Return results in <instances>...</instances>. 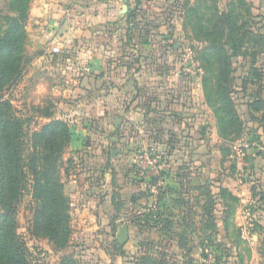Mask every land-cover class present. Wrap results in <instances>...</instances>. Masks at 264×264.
<instances>
[{
	"label": "rangeland",
	"instance_id": "1",
	"mask_svg": "<svg viewBox=\"0 0 264 264\" xmlns=\"http://www.w3.org/2000/svg\"><path fill=\"white\" fill-rule=\"evenodd\" d=\"M33 1L29 0L20 22L25 35L21 66L13 77L0 86L1 98L9 100L12 106L10 112L21 122L24 136L23 163L28 179L30 181L32 177L28 167V155L32 151L29 145L30 136L51 118L65 121L71 136L75 131H84L83 128L90 131L91 134L78 139L77 142L91 149H81L77 152L71 150L70 137L62 156L59 171L64 192L70 199V224L65 247H55L47 236L33 229L30 194L25 192L22 200L16 204V231L24 244L27 263L63 264L67 257L71 259L72 264H264V217L246 216L238 220L233 217L237 209H249L250 213L256 209L264 212V158L256 154L254 145L248 146L247 134L254 129L256 123L250 120L243 104L251 95H262V100L256 104L257 108L259 107L257 119L262 118L264 88H250L245 92L240 90L241 81L246 76L255 79L254 76L259 74L258 69L261 71L264 67V55L259 53L255 58L251 56L253 51L261 52L260 47L253 46L251 39L264 35V0H155L158 5L162 4V17L168 19V33L177 35L175 43L180 56L177 59L179 66L183 67L187 75L193 73L200 85L205 83L212 100L216 98V85H219V88L229 87L236 112L245 123L243 138L236 141H220L213 133V119L204 112L205 110L198 109V116L193 119V136L197 140L201 134L205 141L198 150L210 148V164L213 166L211 176L223 173L228 178H240L245 185V193L254 199L253 203L243 204L227 197L226 206L230 216L225 223L228 234L215 233L211 223L208 227L211 231L209 234L196 233L193 235V243L185 242L181 249L171 241V235L156 231L147 232L149 229L143 226L148 206L143 189L148 188V174V177L152 176L146 158L139 157L142 150L148 151L143 134L145 130H149L152 136L164 135L165 127L158 121L155 130H150L151 121L147 118L140 133L134 128L136 120H133V124H128L122 116L123 120L119 125L123 130V137L110 144L113 152L110 153L108 149L104 159L99 158L95 150L102 146L103 138L100 137L112 133L114 125L111 122L109 126H104L101 121L95 102L96 92L87 94L79 85L73 86L71 79H74V75L67 70L66 73L59 70L60 67L74 68L73 64L62 65L58 62L57 65L51 60V52H48L50 40L48 36H43L47 23L43 16L34 18ZM186 1L188 7L194 8L193 13L186 11ZM8 3L9 0H0L2 27L5 23L1 17L5 14L12 15L6 8ZM221 14H230L232 18L228 15L229 18L239 25L237 37L240 40L233 43L235 51L239 49L238 52L248 54L247 57L238 54L229 59L230 69L233 70L230 76L220 72L226 65L224 58L216 57L213 51L204 50L208 47L210 39H217L212 35L213 27L209 22H212L214 15L216 22L221 21ZM224 42L226 44L222 46L221 43V48L224 53L231 55L232 45L225 39ZM243 71H249L250 74H244ZM258 83L264 85L263 74ZM188 117H191L190 113ZM192 117L194 118V114ZM137 126L139 128V123ZM194 145H198L197 142ZM251 152H255V155L251 156ZM147 156L150 157L149 151ZM105 167H108L109 181L115 183L121 194L118 199L119 207L112 205L116 217L107 216V211H102V216L96 217L84 213L86 207L80 200L87 191L81 188H85L86 182L94 187L98 185L99 180H102V168ZM137 179H140L139 183ZM95 190L92 189V195L96 196ZM105 206L106 204L103 208ZM87 208L89 211L95 209L92 205ZM221 222L220 220L219 223ZM237 222L245 228L238 229ZM120 223L129 226L128 239L123 245L116 239V228ZM218 229L223 231L224 226L220 225ZM222 238H227L231 244L223 242ZM174 250L182 253V260L174 255L171 257L170 254Z\"/></svg>",
	"mask_w": 264,
	"mask_h": 264
},
{
	"label": "trees",
	"instance_id": "2",
	"mask_svg": "<svg viewBox=\"0 0 264 264\" xmlns=\"http://www.w3.org/2000/svg\"><path fill=\"white\" fill-rule=\"evenodd\" d=\"M28 2L29 0H9L6 8L12 15L5 14L1 17L5 25L2 27V22H0V86L13 77L21 66L25 35L20 22ZM186 3V11L193 13L194 8L188 7V2L186 1ZM138 14L141 15V10L135 7L129 10L127 18L129 20L135 19ZM228 15L231 17L230 14ZM228 15L221 14L219 17L222 20L217 22L215 20L216 15L212 17V22L209 24L213 27L212 35L217 39H210L208 47L204 50L213 51L212 53L216 57L224 58L226 65L220 72L230 76L233 70L230 69L229 59L238 54L244 56L248 54L243 51L238 52L237 47L238 51H235L233 43L240 40L237 37L240 28L236 21L232 20V17L229 18ZM131 28L127 30L128 33L129 30H132ZM224 39L232 45L231 55L224 53L223 48H221V43L222 46L226 44ZM251 41L253 46L261 48V52L253 51L251 56L255 58L259 53L264 55V35L254 36ZM262 70L258 69L259 74L254 76L258 82L261 81V75H264V67ZM189 78V75L185 77L186 80ZM248 79L253 78L248 77L247 80L241 81V88L244 92ZM201 85L205 101L215 119L219 137L223 141L241 139L245 133L244 122L236 112L229 87L219 88V85H216V98L212 100L211 95L207 93L205 83L202 82ZM260 87L261 85L256 87L257 90ZM262 98V95L256 93L255 96L251 95L249 97L251 101L246 103L251 111L250 120L256 122L254 129H251L247 134L250 146L254 145V142L258 144L264 142V114L261 116L262 118L257 119V115H259L257 105ZM11 110L12 106L9 100L1 98L0 95V264H28L25 247L19 239L14 219L16 204L22 200L25 192L30 194L33 229L47 236L58 248L65 247L68 240L70 199L64 192L59 170L71 133L65 121L51 118L31 134L29 145L32 151L28 155V167L32 177L29 181L26 174L27 169L23 163L24 136L21 122L19 118L13 116ZM143 116L145 119L153 120L152 124H156L157 119H163L159 110L150 104L144 107ZM179 131L182 133H175L172 129H167V138H162V135L157 134L148 138L150 141L147 143L148 147L159 156V166L161 165V167H159L157 175L150 176L146 181L148 188L143 189L148 204L144 216L146 223L144 222L145 225L143 226L160 234L171 235V241H174L177 248L181 249L185 242L193 243V235L196 233L209 234L208 232L211 231L208 227L211 223L215 233L228 234L227 223H225L230 216L228 206H226L227 197L236 202L238 198L220 185L219 176L213 177L204 171V165H206L209 157L203 154H207V152L200 153L204 156V161L201 160V157L196 160L191 159L192 152L190 151L195 146L190 143V139L193 140L194 138L187 132L186 128H179ZM199 141L200 145L205 142L202 136H199ZM257 154L263 157L262 151L259 149ZM186 157L189 162L193 163L194 161L193 168L191 170L187 165L179 167L177 171V173L180 172L177 174L179 180L177 193L180 196L167 207L163 202V197L166 193L165 182L169 175V165L172 162H179V158H182V162L185 163ZM192 177L199 179L198 185L193 188L194 191H198L196 196L190 194L188 187ZM137 182L139 183L140 179H137ZM149 200L152 201L149 203ZM192 207L198 208L199 211L193 210ZM176 210L178 213L175 212ZM220 220L221 223H219ZM220 225L224 226L223 231L218 229ZM191 228L194 231H191ZM223 242L227 243V238L223 239ZM228 243L231 244L230 241ZM176 251L174 250L170 254L171 257L174 255L182 260V253ZM63 264H72V261L65 257Z\"/></svg>",
	"mask_w": 264,
	"mask_h": 264
},
{
	"label": "crops",
	"instance_id": "3",
	"mask_svg": "<svg viewBox=\"0 0 264 264\" xmlns=\"http://www.w3.org/2000/svg\"><path fill=\"white\" fill-rule=\"evenodd\" d=\"M69 3L70 0H34L32 14L35 19L40 16L45 18L47 29L43 36H48L50 40V51L48 52H51V60L56 64L58 62H61L62 65L73 64L74 68L60 67L59 70L65 73L67 70L74 75V79H71L73 86L79 85L87 94L95 91V102L101 121L104 126H109L111 122L114 125L112 133L103 134L100 137L103 138L102 146L95 150L99 158L104 159L106 152L111 148L110 144L114 143L115 139L123 137V130L119 125L123 120L122 116H124L125 123L128 124H133V120H136L134 128L139 132L140 125H144V121H146L143 116L144 107L149 104L152 107L155 106L163 116V119H157L165 127V134L162 135V138L168 137L167 129H172L175 133H182L179 128H186L194 138L193 119L197 118V110L201 108L213 119V133L220 141H223L217 134L215 119L205 101L202 86L196 82L193 73L186 80L185 77L188 75L183 67L179 66L177 59L180 56L175 43L177 35L168 33L169 23L168 19L162 17V4L158 5L155 0H139L138 2L137 0H82L68 17H64L63 9ZM135 7L141 10V15L138 14L135 19L129 20L127 14ZM130 27L132 30H129L128 33L127 30ZM55 44L60 45L59 52H53L52 48ZM243 73L250 74L249 71H243ZM244 79L247 80V76ZM259 85L264 88V85L258 83L257 78L248 79L245 91ZM240 90L244 92L241 86ZM65 92L67 93V90ZM250 101L249 97L243 101L248 114L251 111L246 103ZM189 113L191 117H188ZM150 121V130H155L158 122L152 124L153 120L150 119ZM138 123L139 128H137ZM83 129L84 131H75L76 133L72 134L71 150L77 152L81 149H91V147L82 146L81 142L80 144L77 142L78 139L91 134L90 131ZM151 135L149 130L144 131L143 138L147 143L150 142L148 138ZM198 138L197 140L190 139L191 144L194 145L195 142L198 144L194 145L195 147L190 151L192 152L191 159L196 160L201 157L203 160L204 156L209 157L203 169L211 175L213 166L210 164L212 159L210 148L199 151L200 141ZM259 145L254 142L253 147L256 154ZM110 151L113 152V149ZM202 152H207V154L202 156V154L200 155ZM255 152H251V156L255 155ZM261 155L263 156L261 158H264V151ZM181 165H187L192 170L194 161L191 163L186 157L184 163L182 158H179V162H172L169 165V175L165 182L166 193L163 197V202L167 207L180 196L177 193L179 188L177 174L180 172L177 173V171ZM102 170V180H99L98 185L94 187L93 184L86 182L85 188H81L87 191L80 200L86 207L84 213L96 217L97 215L102 216V211H107V216L116 217L117 214L113 213L112 205L119 207L118 199L121 198V194L115 183L109 181L108 167L102 168ZM224 175L223 173L219 174L220 185L236 195L238 202L243 204L254 202V199L245 193V185L240 178L236 176L228 178ZM189 182L190 194L198 195V191H194L193 188L198 185L199 179L192 177ZM93 188L96 189V196L92 195ZM242 193L244 194L242 195ZM151 201L149 200V203ZM105 204L106 206L103 208ZM86 205H92L95 209L89 211ZM192 208L199 211L196 207ZM175 212L178 213V210ZM246 216L264 217V212L256 209L250 213L249 209H237L233 215L235 220ZM122 224L126 223L117 225L116 233ZM236 226L240 230L245 228L239 222L236 223ZM176 227L179 229L178 226ZM149 231L153 233L155 230H147V232ZM191 231L194 230L191 228Z\"/></svg>",
	"mask_w": 264,
	"mask_h": 264
},
{
	"label": "built area",
	"instance_id": "4",
	"mask_svg": "<svg viewBox=\"0 0 264 264\" xmlns=\"http://www.w3.org/2000/svg\"><path fill=\"white\" fill-rule=\"evenodd\" d=\"M82 0H70V3L63 9V16L64 17H68L69 14L71 13V11H73L75 9V7L81 2ZM53 52H59L60 50V45L59 44H55V46L52 48ZM144 126L143 124L140 125L139 128V132L141 133L143 130ZM248 146H250V144L248 143ZM261 151H264V142H262L261 145H259L258 147ZM149 151L150 153V157L147 156V152ZM148 151L147 149L142 150V152L140 153L139 157H144L147 160V164H148V168L149 170L152 172L150 174L152 175H157L158 174V169L159 167H161V165L159 166V156L155 153V151L153 149H149L148 147ZM155 154V155H154ZM149 176V174H148ZM147 176V178H149ZM160 184V182H159ZM152 191H154L152 189ZM211 255L209 254L208 257H210Z\"/></svg>",
	"mask_w": 264,
	"mask_h": 264
},
{
	"label": "water",
	"instance_id": "5",
	"mask_svg": "<svg viewBox=\"0 0 264 264\" xmlns=\"http://www.w3.org/2000/svg\"><path fill=\"white\" fill-rule=\"evenodd\" d=\"M117 242L123 245L128 239V226L126 224L121 225L116 233Z\"/></svg>",
	"mask_w": 264,
	"mask_h": 264
}]
</instances>
